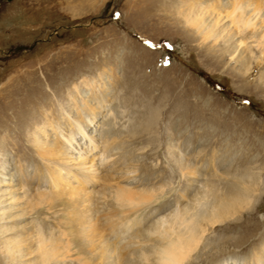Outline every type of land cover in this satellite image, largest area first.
I'll use <instances>...</instances> for the list:
<instances>
[{
    "label": "rangeland",
    "instance_id": "1",
    "mask_svg": "<svg viewBox=\"0 0 264 264\" xmlns=\"http://www.w3.org/2000/svg\"><path fill=\"white\" fill-rule=\"evenodd\" d=\"M184 4L186 0H0V122L4 114L12 116L7 127L13 130L17 123L21 132L19 146L11 138L9 149L23 152L27 163L34 159L42 169L29 138L45 111L60 117L76 90L88 100L109 92L115 115L109 121L123 133L129 162L138 165L132 185L171 183L148 213L173 203L188 186L189 178H181L180 154L220 187L232 186L244 174L254 176L252 204L209 234V248L227 238L243 239L241 248H226L242 250L239 256L245 258L264 239V56L254 45L253 55L245 48L234 55V42L203 41L185 24ZM95 81L100 88L96 97L91 93ZM12 103L15 107L6 110ZM13 135L10 131L8 137ZM31 210L22 214L15 207L4 215L9 232L3 236L10 243L30 247L26 232L46 225L44 215ZM54 217L49 224L55 228L59 219ZM202 259L201 264H208ZM21 261L10 253L5 263Z\"/></svg>",
    "mask_w": 264,
    "mask_h": 264
},
{
    "label": "bare ground",
    "instance_id": "2",
    "mask_svg": "<svg viewBox=\"0 0 264 264\" xmlns=\"http://www.w3.org/2000/svg\"><path fill=\"white\" fill-rule=\"evenodd\" d=\"M184 5L185 24L203 41L234 42V55L241 48L253 55L254 45L264 56V0H186ZM92 90L96 97L100 88L95 84ZM75 95L57 119L45 111L43 123L30 134L45 171L32 158L27 163L23 152L18 155L9 149L11 138L17 143L21 132L17 123L13 130L7 127L6 119L12 116L4 114L0 122L5 123V135L0 134V264H6L10 253L22 260L20 264H201L202 257L208 264H264V239L257 252L252 250L245 258L239 256L242 250L227 252L226 248H241V238H227L209 248V234L252 204L257 184L253 175L244 174L237 183L232 178V186L220 187L180 154L181 178H189L188 186L173 203L148 213L166 196L171 183L159 188L133 186L137 164L129 162L123 133L109 121L115 116L109 92L93 100L79 90ZM15 207L22 214L32 209L45 217L46 225L26 232L30 247L21 241L10 243L3 236L9 232L4 215ZM52 215L59 219L55 228L49 224Z\"/></svg>",
    "mask_w": 264,
    "mask_h": 264
}]
</instances>
